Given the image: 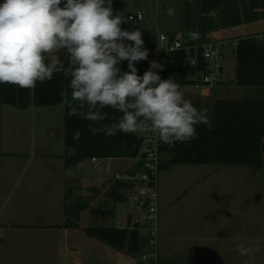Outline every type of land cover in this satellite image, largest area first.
<instances>
[{"label":"clouds","instance_id":"clouds-1","mask_svg":"<svg viewBox=\"0 0 264 264\" xmlns=\"http://www.w3.org/2000/svg\"><path fill=\"white\" fill-rule=\"evenodd\" d=\"M137 17L142 18V13ZM123 23L113 12L112 0H3L0 84L33 89L37 82L65 72L70 77L71 101L81 109L71 108L70 115L100 122L107 118L105 108L122 113L115 123L90 127L93 134L136 133L147 123L163 144L198 138L197 124L211 127L206 114L184 98L174 77L161 79L153 71H163V65L152 61L142 76L137 74L136 63L147 60L149 53L142 32L122 30ZM188 38L198 40L199 33L190 31ZM59 53L67 56V63L49 59ZM122 61L128 62L129 71L121 72ZM80 135L76 132L73 138ZM73 151L69 149V154ZM259 250L258 245L243 243L234 248L248 257L247 264H254Z\"/></svg>","mask_w":264,"mask_h":264},{"label":"rangeland","instance_id":"rangeland-1","mask_svg":"<svg viewBox=\"0 0 264 264\" xmlns=\"http://www.w3.org/2000/svg\"><path fill=\"white\" fill-rule=\"evenodd\" d=\"M188 3H190L194 27H197L200 16V0H139L142 10L146 11L148 16L146 20L138 23L137 27L142 32L143 47L148 52L154 49V41L159 34L169 35L174 30L180 32L178 34L181 35V30L188 20L186 9ZM112 8L115 15L128 20L130 14L136 13V0H112ZM169 9L173 10L171 15L168 14ZM129 25L134 28L132 23ZM260 29L261 27L256 23L244 24L242 27L238 26V29L233 32L234 35L229 36L232 40L229 44H225L223 49L225 54L223 83L220 82L213 88H196L193 84H186L180 88L185 99L191 103L200 104L206 117L212 113L218 101L246 98L247 87L237 88L239 86L236 85V43L239 37L247 36L253 30L256 33L263 32ZM181 36L183 38V34ZM63 58V61L67 63L68 58L63 53L49 57V59L59 60ZM125 71H129L128 66ZM64 118V104L32 106L28 109L0 105V134L2 135L3 149L5 144H9L11 141L14 152H19L17 154L25 152H32V154L50 152L54 154L46 158H28V156L26 158V155H16L11 159L13 166L9 168V171L12 170L13 174L28 171H43L45 173L60 171L65 173L64 158L59 156L65 152ZM168 159L169 157L164 159V166L159 174L161 201L167 200L171 196H176L175 200H179L178 195L181 194L184 195V198L179 201L180 203H188L192 200L193 203L203 207V211L206 209L213 213L216 210L218 212L216 213L217 220L223 225L221 234L224 233V236L232 237V241L236 245L243 243L245 246L247 244L250 246L251 242L254 246L258 245L260 250L255 255L254 264H264V169L217 164L175 165L169 163ZM116 163L122 165L121 170L130 169L134 164L132 160L122 159L120 162L115 161V165L114 162L112 163L111 171H101L89 160H86L82 163V167L69 171V174L78 173L93 181L99 178H108L114 184L119 185L114 179L115 173L119 171L116 170ZM17 182L23 183L21 178L19 181H15L16 185ZM15 191H18V188ZM22 193L25 203L34 204L33 202L38 203L40 200L46 201L43 197L47 198L48 202L42 203L41 211H47L42 220L48 224L60 219L63 223L65 219L66 225L68 223L70 226L74 223H80L84 226H101L97 219H90L95 215L91 210L77 211L70 200L68 202L66 200L62 206L55 201L58 196L53 197V201H50V191L37 196L29 194L25 188ZM22 193L19 197L22 196ZM52 193L56 194V192ZM127 197L126 200L118 202L112 199L106 200L107 203L101 206L105 214L108 212L113 214V217L106 219V226L125 228L128 225L129 215L135 211L137 206ZM204 205H212L213 207L206 206L204 208ZM22 207L23 204L15 205L17 208L15 214L25 216L29 210L27 209L22 213ZM111 207L113 209L117 207L118 211L115 213ZM192 213L194 214V212ZM32 214L36 215L35 211ZM36 218L37 215L34 219ZM206 218L208 231L205 237L220 234L218 223L212 220L214 215H212V219L208 216ZM74 231L78 233V230H71V232ZM62 233L64 234V232ZM70 246H73L72 243ZM89 250L88 247H82L81 256ZM242 257L246 259L242 264H247L248 258ZM124 259L129 264L138 263V257ZM205 262V264L209 263L208 258ZM225 263L240 264L236 258H229L225 260Z\"/></svg>","mask_w":264,"mask_h":264},{"label":"trees","instance_id":"trees-1","mask_svg":"<svg viewBox=\"0 0 264 264\" xmlns=\"http://www.w3.org/2000/svg\"><path fill=\"white\" fill-rule=\"evenodd\" d=\"M3 3V0H0ZM188 3V24L185 44H204L206 35L222 28L264 21V0H200L198 27H194L191 7ZM198 28V29H195ZM199 33L198 40H190L188 33ZM176 34L170 36L174 38ZM192 54L173 52L163 59L161 79L174 77L180 88L194 84L192 79L205 70V62L198 54L199 64H190ZM236 85L239 87L264 88V38L248 36L236 43ZM62 61L64 60L61 59ZM70 77L65 72L54 73L52 80L37 82L33 89H22L12 84H0V105L28 109L32 106L65 105V166L67 169L82 164L94 157L134 160L139 157L141 141L135 133L117 132L106 136L103 132L93 134L90 127L102 128L115 123L122 113L111 108L102 111L107 118L100 122L88 121L78 115H70L71 108L79 109L71 101ZM192 105L201 111L198 103ZM211 123L195 126L198 138L177 146L166 155L175 165H230L264 169V100L225 99L218 101L207 116ZM147 123H145L146 125ZM80 132L78 140L74 134ZM69 149H74L69 154ZM164 163L161 165L163 168ZM129 170V169H126ZM119 184V183H118ZM118 188L121 185H117ZM88 235L110 246L137 254L141 249L138 231L127 228L87 227Z\"/></svg>","mask_w":264,"mask_h":264},{"label":"crops","instance_id":"crops-1","mask_svg":"<svg viewBox=\"0 0 264 264\" xmlns=\"http://www.w3.org/2000/svg\"><path fill=\"white\" fill-rule=\"evenodd\" d=\"M120 18L124 21L121 25L122 30L131 27L126 18ZM187 24L188 22L181 30L183 38L178 34L180 33L178 31L173 30L170 34L175 33L180 38L185 39ZM256 24L261 27L263 32L256 33L254 29L252 33L239 37L238 40L254 35L260 39L264 38V21L256 22ZM237 29L238 26L222 28L207 34L206 39H208L207 41H222L229 44L232 40L229 36L234 35L233 32ZM223 77L221 83H223ZM247 92V99L264 100V88L247 87ZM1 142L2 135L0 134V264H129L124 258L138 257V253L142 249L137 254H130L88 235L85 231L87 227H109L106 226V219L113 217V214L109 212L105 214L101 206L107 203L106 200L112 199L116 202L126 200V197L119 192L116 184L108 178H99L93 181L78 173L74 175L70 173V175L69 171L83 165L79 164L67 169L65 159V173L60 171L56 173L28 171L13 174L9 168H12L11 159L16 155H26V158L27 156L28 158H46L54 154L50 152L17 154L19 152H14L11 141L9 144H5L4 149ZM63 155L60 154L59 156L62 157ZM120 160L122 159H112L106 164L113 167L112 163L114 162L115 165V161L120 162ZM115 167L116 170H121L122 165L116 163ZM20 178L23 183L17 182L16 185L15 181H19ZM16 188L18 191H15ZM25 188L29 194L37 196L50 191V197L47 196L50 201H53V197L58 196L55 201L62 206L66 200L67 202L70 200L77 211L91 210L95 215L90 219H97L101 226H84L80 223H74L70 226L68 223L66 225L64 218L63 223L60 219L48 224L42 220L47 211H41L42 203L48 202L47 198L43 197L46 201L40 200L38 203L33 202L34 204L25 203L22 193ZM52 192H56V194ZM20 193H22L21 197H19ZM178 196L179 200H175L176 196H171L163 201H161L160 196L159 264H205L207 258L208 264L221 262L226 264L225 260L229 258H236L240 264L246 261L244 257L234 251L236 244L233 243L232 237L224 236V233L221 234L223 225L217 220L216 213L218 212L216 210L213 213L206 209L203 211V207L193 203L192 200L188 203H180L179 201L184 198V195ZM19 204H23L22 213L27 209L29 210L25 216L15 214L17 210L15 205L18 206ZM206 206L211 207L212 205H204V208ZM111 210H115V213L118 211L117 207L115 209L111 207ZM34 211L37 215L36 219H34L36 215L32 214ZM212 215H214V219H212ZM207 216L218 223L221 235L217 233L216 236L205 237L208 231ZM127 223L129 225V219ZM71 230H78V233L71 232ZM72 234L74 235L72 236ZM70 240L73 246H70ZM142 242L141 240V244ZM250 246H254L252 242ZM82 247H88L90 250L81 256ZM246 247H249V244ZM137 261V264H140L139 259Z\"/></svg>","mask_w":264,"mask_h":264},{"label":"built area","instance_id":"built-area-1","mask_svg":"<svg viewBox=\"0 0 264 264\" xmlns=\"http://www.w3.org/2000/svg\"><path fill=\"white\" fill-rule=\"evenodd\" d=\"M137 13H142V18H138ZM147 16V12L142 10L139 0H136V13L130 14L126 20L128 23H132L134 28L131 26L124 30H137V24L146 20ZM125 43L132 42L125 41ZM227 43L209 41L204 44L188 45L177 35L172 38L167 34H159L154 41L155 49L148 52L147 60L136 63L137 74L142 76L149 69L152 61L162 65L165 56L173 52L185 51L187 54H192L190 57L191 66H198V54H201L205 62V70L192 78L195 81L193 85L196 88H213L221 81L224 74L225 56L223 49ZM127 63V61H122L118 65L121 72H125ZM153 71L160 75V69H153ZM135 134L141 141L139 157L132 160L134 164L129 170L116 172L114 179L121 185L119 192L125 197L128 196L127 198L137 206L129 216L128 228L138 231L140 239L143 241L141 244L142 251L138 253L139 263L159 264V174L166 155L177 146V142L171 145L163 144L158 139L157 134L151 130L149 124H144L142 129ZM111 160V158L94 157L90 162L101 171H111L112 166L106 164L107 161Z\"/></svg>","mask_w":264,"mask_h":264}]
</instances>
